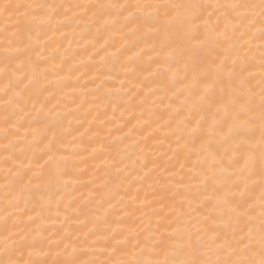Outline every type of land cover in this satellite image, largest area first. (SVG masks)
Returning a JSON list of instances; mask_svg holds the SVG:
<instances>
[{
	"label": "snow or ice",
	"instance_id": "1",
	"mask_svg": "<svg viewBox=\"0 0 264 264\" xmlns=\"http://www.w3.org/2000/svg\"><path fill=\"white\" fill-rule=\"evenodd\" d=\"M0 264H264V0H0Z\"/></svg>",
	"mask_w": 264,
	"mask_h": 264
},
{
	"label": "bare ground",
	"instance_id": "2",
	"mask_svg": "<svg viewBox=\"0 0 264 264\" xmlns=\"http://www.w3.org/2000/svg\"><path fill=\"white\" fill-rule=\"evenodd\" d=\"M56 2H66V0H56ZM69 107H72V105H69ZM91 117H89V119H90ZM86 126V125H85ZM81 131H83V129H80ZM90 135V134H89ZM114 135H118L117 133H114ZM69 139H71V137H69ZM94 146H99V144L97 143L96 145H94ZM69 147H71V146H69ZM89 163V165H92L94 162H92V161H89L88 162ZM97 163H98V161H97ZM80 167L81 168H83L84 167V165H80ZM92 171H93V168L92 167H89V169H88V172L82 177V179L83 180H88L89 178H90V176H91V173H92ZM89 187H90V185H89ZM80 191H83V192H85V194L87 193V188H83V189H80ZM257 191V194H258V192H259V189H257L256 190ZM78 194V193H77ZM141 195H143L142 193H141Z\"/></svg>",
	"mask_w": 264,
	"mask_h": 264
}]
</instances>
